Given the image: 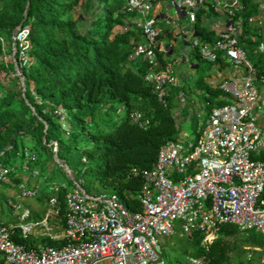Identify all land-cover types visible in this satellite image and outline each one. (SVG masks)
<instances>
[{"label":"built area","instance_id":"obj_1","mask_svg":"<svg viewBox=\"0 0 264 264\" xmlns=\"http://www.w3.org/2000/svg\"><path fill=\"white\" fill-rule=\"evenodd\" d=\"M163 1L128 0V10L137 12L134 23L142 33L130 59L148 63L145 78L162 105L167 107L170 97H175L182 110L189 96L175 66V46L162 44L164 28L152 14ZM171 1L175 14L191 22L188 32L193 40L188 44L218 69L208 83L220 88L227 102L210 109L194 139L169 140L151 168H132L130 176L144 180L138 194L143 210H130L114 190H90L86 179L57 156L54 143L53 155L65 180L49 186L53 195L41 218H34L32 208L23 203L38 195L37 187L21 181L17 198L9 201L13 218L0 223V264H165L160 238L178 228L183 236L199 233L206 248L224 225L264 234V0ZM198 11L203 25L215 33L211 40L196 32ZM165 23L172 19L166 17ZM29 32L30 25H17L9 50L0 34L3 61L8 68L13 64L11 71L23 92L24 68L32 60ZM131 116L143 127L150 122L142 111ZM27 155L32 161L37 157L34 152ZM0 180L9 181L2 164ZM62 189H66L64 225L57 195ZM15 235L63 244L39 242L28 247Z\"/></svg>","mask_w":264,"mask_h":264},{"label":"trees","instance_id":"obj_2","mask_svg":"<svg viewBox=\"0 0 264 264\" xmlns=\"http://www.w3.org/2000/svg\"><path fill=\"white\" fill-rule=\"evenodd\" d=\"M201 13L198 11L195 21L196 32L211 40L215 33L203 25ZM137 17L136 11L128 10V0H2L0 34L7 40L6 48L10 49L17 25H30L32 60L24 68L26 88L22 94L20 82L9 74L3 61L0 42V164L7 169L9 180H0V186L14 188L18 194V186L24 180L19 169L28 168L27 154H37L35 160L29 159L34 162V169L44 162L37 174L41 178L46 176L53 159L50 154L54 143L58 147L57 156L69 165L83 140L80 152L83 165L72 168L79 176L89 175L87 187L94 189L99 184L97 191L114 190L130 210H143L138 194L144 180L130 176L132 168H151L161 146L178 139L180 129L175 97H170L167 107L162 105L152 83L145 78L148 63L130 59L134 42L142 39L141 30L134 23ZM131 62L136 66H131ZM12 68L13 64H9V69ZM200 82L210 109L227 102L221 98L224 92L220 88L204 79ZM133 111L144 112L149 124L143 127L135 122ZM185 113L189 115L190 111L184 109ZM20 147L24 151L21 164L17 160ZM10 151L14 154H9ZM55 165L57 174L64 178L61 166ZM54 176L38 197L42 207L47 206L52 196L49 186L58 182ZM26 184L31 186V182ZM65 191L57 193L62 225ZM10 200L14 198L0 192V223L10 221L2 219L4 210L10 209ZM32 214L41 218L45 210L32 208ZM186 239L188 244H180V252L203 264H232V258L234 264H253L242 258L239 242L264 246L259 233L241 231L234 225L222 226L220 235L208 248L201 245L199 233L186 235ZM15 240L28 247L39 242L63 244L33 236L15 235Z\"/></svg>","mask_w":264,"mask_h":264},{"label":"rangeland","instance_id":"obj_3","mask_svg":"<svg viewBox=\"0 0 264 264\" xmlns=\"http://www.w3.org/2000/svg\"><path fill=\"white\" fill-rule=\"evenodd\" d=\"M163 3L165 6L167 17L172 19L171 24H163L164 30H167L168 27L172 28L173 25H178L179 27L182 26V29L180 30L181 33L176 37V41L171 40L170 37L165 34V32L162 33L161 37L163 45L172 42L175 46L173 58L178 59V61L175 63V66L179 72L180 78L182 79V81H184L185 90L189 96V102L182 110L177 101H175L177 105V108H175V110H178L176 119L178 121L180 129L179 137H189L191 139H194L196 132L199 130L201 125L204 124V120L208 112L210 111V108L206 104L205 91L203 88V84L202 82H200V80L204 79L206 82H208L209 79L214 78L216 76V74L218 73V69L215 65L202 60L198 56L197 52L193 49L191 44L186 43V41L189 42L193 40V36L190 35L188 32V29L191 24L190 20L178 17L175 14V9L171 0H165L163 1ZM90 16L93 18L92 13L90 14ZM184 32L188 34V38L186 40L184 39ZM5 41L7 43L6 39ZM184 57L186 58V60L183 59ZM193 63L199 65V67H194L192 65ZM131 66L135 67L136 63L131 62ZM7 69L9 74L14 76L13 72L9 68ZM19 91L23 94V90ZM184 109H188L190 111V114H183ZM179 110H181V113H179ZM59 111H62V109H60ZM83 144L84 141L81 140L79 148L74 151V157L68 162L69 165H71V167L73 168L81 167L83 165V163L80 161V152L83 148ZM19 152L20 153L17 157V160L18 163L21 164L24 157V151L22 147H20ZM9 154L13 155L14 151H10ZM50 155L52 156L54 161L53 159L50 161L51 163L49 164L48 169L46 170L45 177L43 176L40 178L37 173H35L34 176L32 175L35 164L29 159L25 160V163L26 165H28V168H22L19 166V175L24 177L26 183L31 182V185L36 186L38 189V195L36 197L23 199L24 205L31 207L34 210H44V207L40 206L37 200L41 193L45 190L46 185L50 181L51 177L55 175L54 179H56L58 182H62L63 180H65V177L63 178V176L58 175L55 170L57 168V166L55 165L57 164L56 159L58 158H56V155ZM43 167L44 162L38 165V170L41 171ZM88 176V174H85V179H87ZM97 188L99 189V184H97ZM97 188H90V190L97 191ZM106 190H109V188H107ZM0 192L6 195L7 197H13L14 199L17 198L16 190L14 188L4 189L2 186H0ZM50 193L51 191L49 192V194ZM51 194L53 195V193ZM12 218L13 212L10 209L6 208L3 212L2 219L10 220ZM176 223L178 224V221H176ZM256 233H259L262 239L264 240L263 233ZM183 243L188 244V241L185 235H180V228L177 229V232L175 234L170 236L164 235L160 238V244L162 248V260L165 264H194L190 257H188L186 254H182L178 249L180 248V244ZM239 245L240 254L242 255V258L244 260L250 259L253 264H264V246H259L250 241H240ZM232 260V264H234V258H232Z\"/></svg>","mask_w":264,"mask_h":264},{"label":"crops","instance_id":"obj_4","mask_svg":"<svg viewBox=\"0 0 264 264\" xmlns=\"http://www.w3.org/2000/svg\"><path fill=\"white\" fill-rule=\"evenodd\" d=\"M152 14L153 15H156L157 16V22H158V24L160 25V26H163V24L165 23V19H166V17H167V13H166V11H165V6H164V3L162 2V3H159L153 10H152ZM181 18H183V17H181ZM169 28V29H168ZM167 28V30H164V32H165V34L168 36V37H170V39L171 40H174V41H176V37L181 33V29H182V26L181 27H179V26H177V27H173L172 26V28L171 27H168ZM184 35H187V37H188V34H186L185 32H184ZM186 43H188V41H186ZM184 60H186V58L184 57L183 58ZM192 63V62H191ZM194 67H197V65L196 64H192ZM182 80V79H181ZM182 83H183V86H185V84H184V81H182Z\"/></svg>","mask_w":264,"mask_h":264}]
</instances>
